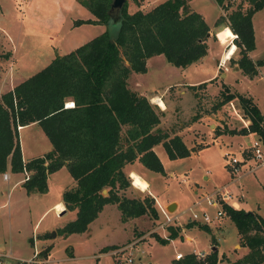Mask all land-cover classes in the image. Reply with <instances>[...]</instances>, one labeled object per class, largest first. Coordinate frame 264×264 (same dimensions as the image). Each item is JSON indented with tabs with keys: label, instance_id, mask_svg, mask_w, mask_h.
<instances>
[{
	"label": "trees",
	"instance_id": "16d2710c",
	"mask_svg": "<svg viewBox=\"0 0 264 264\" xmlns=\"http://www.w3.org/2000/svg\"><path fill=\"white\" fill-rule=\"evenodd\" d=\"M95 19H79L83 23L109 24L107 11L111 0H76ZM140 5L138 0H134ZM190 0H163L144 10L128 11V0L122 9L118 34L108 30L93 37L68 53L56 56L12 90L0 97V173L7 168L13 173L28 172L23 182L27 193L47 191V176L66 166L75 181L62 193L66 210L76 211L58 233H82L106 204H116L121 218L151 215L158 217L153 198L128 197L132 180L124 166L139 161L151 171L165 174L164 166L153 147L162 144L170 160L185 158L190 150L179 135L158 127L162 112L147 97L128 87L132 72L145 73L147 59L163 55L172 66L185 68L206 56L210 26L203 15L189 6ZM227 12L220 13L214 26L227 27L239 57L237 64L244 75L253 77L264 65V57L253 61L249 52L255 49L253 15L264 9V0H246L248 7L231 0H214ZM221 27V28H222ZM232 59V58H231ZM233 60V59H232ZM216 107L238 99L246 127L228 129L230 134L253 133L264 144V115L250 95L231 92L222 84ZM71 100L72 106H65ZM37 122L52 144L43 156L22 159L18 128ZM107 189L106 194L102 193ZM264 189V186H263ZM224 215L235 225L241 247L248 251L229 264H264V218L253 211L223 204ZM189 221L185 227H192ZM200 228L209 230L207 225ZM166 244L181 236V230L168 227L166 238L153 234ZM214 246L216 245L213 243ZM214 246L203 257L191 252L172 264H218ZM114 246H104L107 252ZM51 246L37 255L47 259ZM224 256V255H222ZM225 257V256H224ZM14 264H29L18 261Z\"/></svg>",
	"mask_w": 264,
	"mask_h": 264
},
{
	"label": "rangeland",
	"instance_id": "374dc122",
	"mask_svg": "<svg viewBox=\"0 0 264 264\" xmlns=\"http://www.w3.org/2000/svg\"><path fill=\"white\" fill-rule=\"evenodd\" d=\"M138 1L140 5L134 0H128L129 12L136 10L138 7L147 10L154 4V0ZM231 2L233 6H230V9L240 2L243 3V8L249 6L246 0H231ZM189 6L194 11L201 12L207 24L212 26L210 28L212 37L210 42L211 49H218L221 55L223 53L226 55L230 49L227 50V47L231 41L226 44L219 42V39L216 37V31L222 25L214 26V22L220 13L225 15L227 12L224 10L220 12V7L214 0H192L189 2ZM89 17L94 16L76 0H0V95L8 91L6 88L11 85L13 71L15 80H23L44 68L56 56L70 52L105 30H108L112 37L117 36V27L110 24L83 23L74 26L75 20H86ZM253 20L257 41V48L253 53V57L254 59H261L264 57V9L257 11L253 16ZM161 57L151 61L149 73L137 78L139 81H136V78H131L128 86L139 93L145 91L149 95L160 94L159 98L156 96L153 98L166 100V111L172 114H169V119L171 120L165 119L169 128L173 127V131H176V127L180 122L188 125L191 124L194 117L203 114L200 113L201 111L211 113L216 110H221V119L218 118L217 120L219 123L215 124L213 120H208L206 123L207 125L212 123V129L215 128L216 131L220 132L230 129L229 127H234V129L242 127L243 123L240 118L245 119V117H242L243 112L237 98L227 104V109L224 112V105L215 106L221 98L219 93H216L215 88L206 91L203 90L205 84H202L198 86V92L193 93V89L195 88L191 89L184 83L180 85L173 83L181 78L180 74L176 70H172L173 68L171 67L173 66L163 56ZM235 57V59L230 61V66H233V61L238 59V50L235 53ZM206 74L207 70H197L187 81L199 80L204 78ZM235 90L249 93L245 95L251 94L250 96H256L255 98L264 111V76L254 82L246 78V80L236 85ZM194 97H197L196 104ZM153 98L151 103L159 107ZM173 131L171 132L172 134H174ZM205 131L207 133L189 128L185 132L187 137L185 141L189 142L192 139L195 141V144L197 141L193 136L198 138L199 135H205V137L201 138L200 144H196V147H202L185 158L170 160L163 146L159 145L157 148L158 157L162 159L161 162L166 174L162 175L161 173L149 170L147 172L148 177L146 178L151 183L152 189L155 192H160L162 202H157L149 190H142L141 186H138L139 188L137 189L133 185L131 177V174L134 172H129L130 170L134 171V169H125V173L132 180L131 186L126 191V195L139 199H143L144 197L153 198V206L158 213L157 218H153L151 215L129 218L125 222L131 224L124 228V225L121 223L123 221L122 218L120 217L121 221L119 220V210L117 208L113 210L111 205H107L103 212L93 221L90 229L87 228V231L72 233V235H62L56 231L54 235L53 233L47 235L48 237L46 238L53 241V244L50 246L53 249L52 258L54 261L50 264H155L154 262L157 264H170L175 256V252L185 255L191 250L202 251V248H196L185 240V235L178 236L166 244H162L156 239V236L153 234H157L158 230L164 229L168 231L169 226L181 230V228H185L188 222V214H184L179 221L175 220L174 224H163V216L158 212L157 203L167 207L171 202H168L166 205L164 202L170 200L178 201V207L175 211H169L174 216L182 210L188 209L206 193L216 189L222 190L226 186L225 184H231V189L237 192L239 190L237 186L243 184L247 191L246 201L251 205H259L258 211L264 217V164H260L257 160H254L249 150L251 142L257 139L255 134L237 133L235 135L226 132L230 134L228 135V139H220L219 137L218 139L220 140L217 143L216 139L212 135H209L210 129L208 127H206ZM39 135L36 127H29L21 131L19 137L25 147L30 144L32 148V144H34L37 147L36 150H41L46 147ZM205 140L214 142L204 145L206 143ZM225 145H228L226 150L229 153L241 160H245L240 164V173L237 175L241 178L237 181H234L237 175H232L226 166V156L223 155ZM138 167L136 166L135 168ZM171 173L172 175L170 176ZM138 174L143 177L141 173L138 172ZM133 178L135 177L133 176ZM14 179L13 177L10 181H3L0 178V194H6L10 183ZM232 185L235 187L232 188ZM232 194L230 193L229 195L230 201L234 198ZM236 197L240 198L238 194H236ZM201 206L210 215H215L216 207H211L205 202ZM57 208L61 209L62 207L59 206ZM7 211V208L0 210V222L2 220L7 221ZM54 215V212L46 214L42 219L41 227L38 230H34L35 246L30 243V237L32 236V223L30 221L34 223L38 216L33 212L27 221L24 218L22 219L23 231H26L29 237L28 239L25 238V243L23 241V245L26 246V248H23L25 249L24 253L32 255L35 249H40V252L47 247V245L40 246V242L37 240V233L42 231L48 223L56 225L60 222V219L55 218ZM14 218L16 222L20 221L17 214ZM213 225L215 229H219L213 232L219 240V249L239 255L243 251V247L241 248V241L240 238L238 239V232L234 223L224 215L213 222ZM3 226L4 224H2ZM202 233L206 246H208L212 233L205 229H202ZM143 234L149 237L145 240H142L143 238L138 239ZM158 235L166 238L168 232L164 231L163 236L162 234ZM216 238H214L215 240L211 239V244L214 242L218 244ZM235 242L237 246L233 248ZM109 244L114 247L107 252H103L101 249ZM123 246L129 247L117 255L113 254V250ZM191 246L195 249H192ZM235 255L231 258L227 256L222 258L218 264H229L230 261L236 259ZM38 259L41 260L37 255L34 258L35 262H30L29 264H43V262L38 263ZM127 259H131V262H128Z\"/></svg>",
	"mask_w": 264,
	"mask_h": 264
},
{
	"label": "crops",
	"instance_id": "0c3cea01",
	"mask_svg": "<svg viewBox=\"0 0 264 264\" xmlns=\"http://www.w3.org/2000/svg\"><path fill=\"white\" fill-rule=\"evenodd\" d=\"M191 1L192 0H190L189 2H191ZM160 2H161V0H154L153 6L160 3ZM220 12H221V8H220ZM199 13H201V12H199ZM203 17H204V15H203ZM89 18L95 19V17H89ZM89 18H87V19H89ZM252 24H253V30H254L253 17H252ZM210 28H212V26H210ZM225 28H227V27L219 28L216 31V37L217 38H218V32L220 30L225 29ZM254 38H255V49L249 52V57L253 61H256L257 59H254V57H253V53L257 48L255 31H254ZM211 39H212V37H211V32H210V36H209L208 41H207L208 46H209L208 52H207L206 56H204L202 59H200L199 61H197L195 63L188 65L185 68H178L175 66L171 67V68H173L172 70H176L180 74V77H181L179 80H176L173 83H176L178 85L184 83L186 86L190 87L191 89L195 88V89H193L194 90L193 93H197L199 90L198 86H200L202 84H205L203 90L209 91V90L215 88L216 93L217 92L219 93L222 84H225L229 87L231 92H238L241 94H249L247 92H239V91L235 90L236 85L238 83H241L242 81L246 80V78L251 79V82H254L255 80L264 76V71H263L264 65L259 66L257 68V74L255 76L249 77L247 75H244L237 64L230 66V61H232V59L236 58L235 57L236 51L234 52V54L230 58H226L225 53H223V55H221L220 52L218 51V49H215V50L211 49V44H210ZM219 42L221 44H223L220 40H219ZM232 43H234V41L231 40V42L229 43V45L227 47V50L230 47L232 48ZM161 56H163V55H156V56L148 58L147 62H146L147 71L145 73L132 72L128 78V83H130L131 78H136V81H139L137 78H140L141 76H144L147 73H149L151 61L155 58H162ZM197 70H200V71L201 70H207V74L205 75L204 78H201L199 80L187 81V79L191 78L193 76L194 72H196ZM28 77H30V76H28ZM28 77H26L20 81L15 80L14 71H13L12 72V82H10L11 85H10V87L6 88V90H8V91L12 90L17 84L24 81ZM7 83L9 84V82H7ZM138 87H139V85H138ZM8 91H6V92H8ZM139 91H141V90H139ZM6 92H4V93H6ZM140 94L147 97L150 102H152V98L154 96H156L157 98L160 97L159 96L160 94L158 95L155 93V94L149 95L145 91L140 92ZM1 96H2V94L0 95V97ZM252 97H253L254 102L257 104V106L261 110L262 114L264 115V111L261 109V106H260L258 100L255 98L256 96L253 95ZM194 100H195V104H196L197 97H194ZM162 101L165 104V108H161L160 106L158 107V109L162 112V115L160 116V123H159L158 127L161 128L162 130L167 131L170 134V136L179 135L182 138L183 142L186 144V146L189 148L190 154L193 153L195 150H198V148L202 147V146L196 147V144H200L201 138L205 137V135H203V136L199 135L198 138L196 136H193V138H195L197 141L196 144L194 143L195 141H193L192 139L189 142L185 141L187 138L185 135V132H187V130L189 128H192V130H196V131L199 130L202 133H207L205 131V129H206V127H208L210 129V131L208 132L209 135H212V137L216 139L217 143H218V140H220L222 138L228 139V137H229L228 135H230V134H227L225 131L218 132V131H216L215 128L212 129V126H213L212 123H209V125L206 124L208 122V120H213V121H215V124H217L218 118L221 119V117H220L221 116V110L220 111L216 110L215 112H211V113L201 111L200 113H203V114L199 115L198 117H194L191 124L185 125L182 122H180L179 125L176 127V131H173V127L169 128V125L165 120L166 118L168 120H171V119H169V114H171V113L166 111V109H167L166 103L167 102H166V100H162ZM231 101H233V100H231ZM231 101L224 104V106H223L224 112L227 109V104H229ZM68 102H72V101L71 100L66 101L65 106L69 107V106H71L72 103H69L67 105ZM237 115H238V113H237ZM242 117H243V114H242ZM240 120L243 123L242 127H246L249 124V120L246 118L245 119L240 118ZM29 127H36L37 128V130L40 134L39 135L40 139H42L44 146L46 148H43L41 150L40 149L36 150L37 147H35L34 144H32V148H31L30 144H28V146L26 145V147H25L23 145V143H21L19 134L21 131H23ZM229 128L234 129V127H229ZM172 131L174 134L171 133ZM219 133H222V134H219ZM218 135H220V136H218ZM231 136H233V135H231ZM18 137H19L20 149H21V153H22V159L24 161H27L31 158L43 156L45 153L52 150V144H51L50 140L48 139V137L46 136V134L44 133V131L42 130V128L40 127V125L37 122H31L27 125L19 126ZM219 137H220V139H218ZM205 141H206V143L204 145L211 144L214 142V141L209 142L207 140H205ZM227 143H229V142H227ZM159 145L162 146V144H158V145H155L153 147V150L157 154V156H159L158 152H157V148L159 147ZM227 147H228V145L224 146V149H225L224 153L228 152V150H226ZM224 153H223V155H224ZM159 159L162 161V159L160 157H159ZM134 162L126 164L124 166V171L127 168L134 169V171L133 170L129 171L130 173L134 172L131 174V177L134 181L133 185L136 188H139L138 186H141L140 188L142 190H145V191L149 190L150 193L152 194L153 198H155V200H157V202H162L163 200H162V196H160V194H159L160 192H155L152 189V185L149 182L148 178H146V177H148L147 172H149V169L144 167L139 161L135 162L137 164H135ZM136 166H139V167L135 168ZM138 172L141 173L143 175V177L140 174H138ZM25 173H26L25 171L13 173L10 171L9 167L7 168L5 173H0V178H2L3 181H5V180L10 181L13 177L15 178L14 181L10 183L9 189L6 191V194H4V193L0 194V210L3 208H7V210H8L7 211V221L5 222L1 219L2 222H0V254L4 255L3 259L8 264H14L15 262H18V261L28 262L30 259H32L34 257L35 253L38 254V252L40 250V249H38V250L35 249L32 255L24 253L25 249H23V248H26V246L23 245V241L25 243V238L28 239L29 237L27 236L26 231H23V227H22L23 226V221H22L23 218L25 221H27V219L30 218V216L33 212L36 216H38V218L35 219L34 223H33V221H30L32 223V236L30 237V243L35 246V237H33V236H35L34 230H38L41 227L42 219L46 214H48L49 212H54L53 207L55 205H57V207H59V206L62 207L61 209H63V210L59 215L55 214V212H54L55 218L60 219V222L56 225H54L52 223L51 224L48 223L44 226L42 231L37 233V237H38L37 240L40 242V246L42 247L45 245L48 246V245L53 244V241H51L49 238H48L49 240L46 238V237H48L47 235H49L50 233L58 231V229L62 228L67 222L74 220L76 217V211L75 210H73V211L66 210L65 205L62 202L63 191L66 188L75 185V181L72 178V176L70 175L66 166H62L57 171H55L51 174H48V176H47V191L44 193H27L26 192V189L23 186L24 178L26 175ZM4 174H7V176H8L7 179L3 178ZM165 174H166V171H165ZM171 175H172V173L170 174V176ZM133 176L135 178H133ZM140 177L143 179V181ZM239 178H241V177H236V179L234 181L239 180ZM232 184H235V183H232ZM225 185H226L225 188L230 193H233L232 195L235 198V199L233 198L231 201L229 200L230 202H234V205H233L234 208L244 209L245 211H253V212L257 213L259 216H261L262 218H264L261 215V213L258 211L259 205H256V206L251 205V204H248V201H246L247 191H246V188L243 184L237 186V188H239L238 192L235 191L234 189L233 190L231 189V184H229V185L225 184ZM234 187L235 186L232 185V188H234ZM236 194H238V196L240 198H237ZM172 201H176V200H170V201H166L164 203L166 205L168 202H172ZM176 203H177V207H178V201H176ZM107 205H111L112 206L111 208H113V210H115V208H117L116 204H106V205H104L102 211L99 214H101L103 212V210L105 209V207ZM16 214H17L18 219L20 220L18 222H16V220L14 218V217H16ZM99 214H98V216H99ZM120 217H121V213L119 215V220H120ZM92 223L93 222H91L88 225V229H90V226ZM121 223H122V225H124L123 226L124 228H126L127 225L131 224V223L125 222V221H121ZM2 224H4L5 227L4 226L2 227ZM199 225H207V224L201 223L198 225L195 224L192 227L181 228V235L182 236L185 235V240L190 242L194 247H196V248L198 247L200 249L201 248L203 249L202 251L191 250L187 253L193 252L195 254H199V253L207 254L208 250L214 246V244H211V239L213 238V240H215L214 238H216V236H215V234H213V232L216 230H219V229H215L213 224L207 225L209 227V230H206V231L211 232L212 235L210 237V242L208 243V246H206V242H205V239H204L203 233H202V228H200ZM164 231L168 232L167 230L162 229V230H158L157 234H160V235L162 234V236H163ZM148 237H149L148 235L143 234L138 239L143 238L142 240H145ZM238 239H239V235H238ZM216 240L218 241V244L214 242L216 244L214 247H216L218 249L219 258L223 257L222 255H224L225 257L227 256L228 258L229 257L231 258L233 255H235V254H231L230 252H226L225 250L224 251L220 250L218 247L219 240L217 238H216ZM110 245L111 244H109L108 246H110ZM236 246H237V244L235 242L233 245V248ZM191 248L195 249L192 246H191ZM247 251H248L247 247H243V251L240 252L239 255H235V258L237 259V258L243 256ZM52 252H53V249L50 250L49 256L47 259H41V260L38 259V263H40V262H43V264L52 263L54 261V259L52 258ZM176 253H179V252H175V254ZM71 257H72V254H71ZM225 257H223V258H225ZM38 258H41V257L38 256ZM174 258H175V256H174ZM173 259L171 260L170 264H172ZM154 263L157 264L156 262H154Z\"/></svg>",
	"mask_w": 264,
	"mask_h": 264
},
{
	"label": "built area",
	"instance_id": "2783aa9c",
	"mask_svg": "<svg viewBox=\"0 0 264 264\" xmlns=\"http://www.w3.org/2000/svg\"><path fill=\"white\" fill-rule=\"evenodd\" d=\"M236 37V35H235ZM234 37V38H235ZM250 153L252 154V157L254 160H257L260 164H264V144L261 140L254 139L249 147ZM224 156H226V166L229 168V171L232 175H237L240 173V164L244 162L245 160H241L234 156L233 154L229 152H225ZM24 181L28 179L29 174L28 172L25 173ZM7 174L3 175L4 179H7ZM237 177H239L237 175ZM229 195L230 192L225 188V186L221 189L213 190L209 193H206L204 196L201 197V199L196 200L192 206H190L188 209L182 210L177 215L172 216L171 213H169L166 209V206H163L160 203H157L158 206V212L163 216V224H174L175 220L179 221V219L184 215L188 214V222L193 221L195 223H202V224H213L216 220L220 219L222 216H224L223 211V204L230 205L234 207V202L229 201ZM205 202L207 205L211 207H216L217 210L215 212V215H210L206 210L202 208V203ZM55 214L59 215L63 209H57V205L54 207ZM202 209V210H201ZM178 224V223H176ZM129 246H123L119 247L115 250H113V254L117 255L120 252H122L124 249H127ZM199 257H203L204 254L199 253L197 254ZM184 254L182 253H176L175 259H181L183 258ZM37 257V253H35L34 257L30 259L27 263H34V258ZM4 255L0 254V264H8L4 259ZM128 262H131V259H127Z\"/></svg>",
	"mask_w": 264,
	"mask_h": 264
},
{
	"label": "water",
	"instance_id": "95a60500",
	"mask_svg": "<svg viewBox=\"0 0 264 264\" xmlns=\"http://www.w3.org/2000/svg\"><path fill=\"white\" fill-rule=\"evenodd\" d=\"M126 0H111L110 1V6L109 9L107 11V14L109 16V24L111 26L117 27L118 29V25L122 19V9L125 5ZM108 24V25H109ZM238 68V67H237ZM107 192V189H103L102 193L105 194ZM177 208V203L176 202H171L167 205L166 209L169 212H174L175 209ZM55 234V232H53V235ZM214 250L216 249V247L213 248Z\"/></svg>",
	"mask_w": 264,
	"mask_h": 264
},
{
	"label": "bare ground",
	"instance_id": "6f19581e",
	"mask_svg": "<svg viewBox=\"0 0 264 264\" xmlns=\"http://www.w3.org/2000/svg\"><path fill=\"white\" fill-rule=\"evenodd\" d=\"M229 33L231 35H229ZM234 34L231 32V30L229 28H225L223 30H220L218 32V38L219 40L223 43L226 44L227 42L231 41L234 38ZM237 47L235 44H232V48L230 47V49L228 50V52L226 53V58H230L234 52L236 51ZM161 108H165V104L161 99H155L154 100ZM73 104V103H72ZM71 104V106H72ZM134 183V181H133ZM138 189V188H137ZM141 191V190H140ZM58 209V208H57Z\"/></svg>",
	"mask_w": 264,
	"mask_h": 264
},
{
	"label": "snow or ice",
	"instance_id": "6c2138e0",
	"mask_svg": "<svg viewBox=\"0 0 264 264\" xmlns=\"http://www.w3.org/2000/svg\"><path fill=\"white\" fill-rule=\"evenodd\" d=\"M229 35H231V34L229 33Z\"/></svg>",
	"mask_w": 264,
	"mask_h": 264
}]
</instances>
